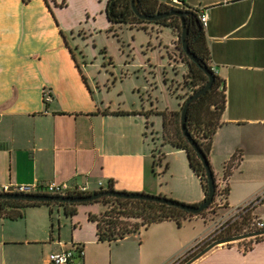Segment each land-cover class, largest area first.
<instances>
[{
    "label": "crops",
    "instance_id": "crops-1",
    "mask_svg": "<svg viewBox=\"0 0 264 264\" xmlns=\"http://www.w3.org/2000/svg\"><path fill=\"white\" fill-rule=\"evenodd\" d=\"M61 1L0 0V188L57 182L91 193L111 185L189 204L202 202L204 192L190 167L196 187L191 180L175 187L165 177L172 163L184 169L185 151L163 141L157 146L146 136V123L153 127V117L160 116L141 112L143 97L150 94L156 106L158 97L152 93L159 89L158 80L155 71L145 73L142 83L134 77H140V68H154L150 58L126 61L125 71L110 85L108 70L101 74L99 64L84 52L88 40L93 42L110 25L106 0H66L63 6ZM174 8L208 16L203 30L210 65L225 93L221 123L207 156L219 187L224 162L240 154L228 180L226 207L217 204L214 211L183 218L180 225L163 220L120 239L100 241L88 219V213L102 211L90 207L100 202L79 204L72 216L57 204L31 205L20 218L0 217V264H48L49 253L64 249L76 252L67 264H164L231 208L264 192V0H184ZM108 66L115 67L111 60ZM162 72L159 80L167 91ZM117 83L132 84L138 99L114 102L111 91ZM182 174L190 175L187 170ZM249 239L255 236L219 243L189 264H264V235L244 252L241 241Z\"/></svg>",
    "mask_w": 264,
    "mask_h": 264
},
{
    "label": "trees",
    "instance_id": "trees-1",
    "mask_svg": "<svg viewBox=\"0 0 264 264\" xmlns=\"http://www.w3.org/2000/svg\"><path fill=\"white\" fill-rule=\"evenodd\" d=\"M179 1L182 3L184 2V0ZM65 4L66 0H62L60 3L61 6ZM136 5L141 13L149 15L172 9V6L160 0H136ZM189 10L190 13L184 17L188 29L186 38L189 49L197 56V61L190 60L181 47H179V52L182 61L181 64L187 68V71L183 76L184 83L188 86L190 92L193 93L207 80V76L204 73L202 66H208V68L211 69V65L203 26L199 21L196 10ZM104 12L110 24L107 31H112L113 35H118L116 34L115 29L120 26L139 28L146 32H148L147 30L150 25L151 27L156 26L158 29L161 27H168L180 43L179 35L181 32V20L178 15L166 16L155 21L145 20L135 14L130 0H106ZM173 44L176 47L175 40ZM162 76L163 82L167 85L166 89L169 91L170 88L163 72ZM224 103L225 93L223 82L222 79L215 74L214 81L210 88L194 98L188 107L186 116L187 129L191 137L197 142L206 156H208L211 150L213 134L221 123L220 115L224 108ZM182 104L178 109H164L157 113V115L161 117L162 128L160 131V137L163 142H167L173 147L185 151L188 165L192 172L199 178L205 199L208 196L205 168L198 154L189 144L180 128V111ZM148 130L149 126L146 123L147 137L149 134ZM162 157L163 155L161 158ZM239 161L240 154L235 153L224 162L222 173L223 184L219 187L218 184L215 183V195L211 204L207 209L198 214H205L207 211H214L217 204H219L218 207H226V200L230 189L228 180L233 170L238 167ZM108 188L112 189L111 185H108ZM83 194L87 193L80 191L68 192V195ZM217 198L218 203L216 200ZM93 202H100L104 207L99 213H88V219L95 223L96 236L100 241L117 240L130 233L138 231L142 227H147L152 223L163 220H175L176 223L180 225L183 218L196 215L175 206L144 199L103 196ZM87 203L92 202H44L23 198H0V217L17 219L24 215L26 207L40 204L60 205L63 207L66 215L72 216L76 213L77 205ZM259 204L264 205V197ZM257 206L258 204L244 212L237 222L232 223L225 230L223 235L231 236L256 231L257 227L255 220L258 217L255 218L254 216L256 215L255 213H259L258 208L260 207ZM263 235L255 236V240L249 239L244 242L242 250L244 252L250 250L255 242L262 239Z\"/></svg>",
    "mask_w": 264,
    "mask_h": 264
},
{
    "label": "rangeland",
    "instance_id": "rangeland-1",
    "mask_svg": "<svg viewBox=\"0 0 264 264\" xmlns=\"http://www.w3.org/2000/svg\"><path fill=\"white\" fill-rule=\"evenodd\" d=\"M168 2L171 6H178L177 2ZM156 29L157 28L155 27L151 29L150 25L149 32H146L143 29L136 30L131 29L127 26H120L119 28L115 29V32L118 35H113L112 31L102 30L101 33L94 37L95 39L93 42L88 40L87 48H85L84 51L87 54L89 60H92L99 64L98 70L101 71V74L105 72V69L108 70L106 76L110 79V85L113 82L115 76H119L121 72L125 71L126 68L124 67V64L126 63V61H131L132 59H134V61L137 63L148 57L150 58L154 68H152V66L147 68V70H145V68H140L141 70L138 69L137 72L140 77H134L135 79L139 80L138 82L142 83L143 77L145 73L148 74V71L149 74L155 71L157 76L156 78L158 80L159 89L154 90V93H152L158 97V101L156 103L157 107L152 105L154 100H152L150 94L144 95V103L141 112L146 115H157L159 111H162L168 107L169 109L172 107H177L178 109L179 106L183 103V100L186 99L189 94H191L190 89L188 88V86H186L183 79L187 68L181 64L182 61L179 52L181 42L179 43L178 39L176 38V47L174 46V34L170 28L161 27L159 31ZM109 60H111L115 66L113 69L108 66ZM101 64H104L105 67L101 66ZM164 66H167V68L164 69ZM161 70H164V75L170 88L168 92L163 87H161L162 81L159 80ZM111 71H113L114 74H110ZM131 83L133 84V81ZM132 84L120 85L119 83H117L111 91V97L113 98V101L116 102L126 100L129 102L134 98L138 99V96L135 94L136 92L132 91ZM121 86L123 89L122 92H120ZM157 117L158 116L153 117L155 123L154 126L150 127L148 130V138L151 140V138L153 137L156 145L160 146V143H162L160 137L162 125L160 120L161 117ZM181 156L183 157V160L185 162L184 169L180 168L179 164L175 163L174 165L172 163V166H170L166 171L165 174H167V176L165 175V177L169 178V180H171L175 187L184 186L183 182H189L190 180L191 187H196L197 179L194 175H191L188 170L189 165L188 162H186V153H181ZM167 159L168 158L162 159V163L165 164ZM160 170H163V167ZM185 170H187L188 174H190L187 176V178H184L182 174ZM172 171H174L173 177L170 176V173ZM181 183L182 185H180ZM258 206H260L258 208L259 212L264 210L263 204H258ZM90 207L96 212L103 210L104 208L103 205L99 203L97 205H90ZM53 214L55 215L56 222V208H54ZM242 214H244V212H242L238 216V218L233 221V223L237 222ZM255 214V218L260 216L259 213ZM223 237L228 236H224L222 232L220 238ZM211 242L213 241L211 240ZM231 242L233 243L234 241ZM231 242H228L227 244ZM242 242L246 241H241V243ZM184 262L185 260L180 262L179 264H183Z\"/></svg>",
    "mask_w": 264,
    "mask_h": 264
},
{
    "label": "water",
    "instance_id": "water-1",
    "mask_svg": "<svg viewBox=\"0 0 264 264\" xmlns=\"http://www.w3.org/2000/svg\"><path fill=\"white\" fill-rule=\"evenodd\" d=\"M131 6L135 12L136 15H138L140 18H143L145 20H158L160 18L166 17V16H172V15H178L181 20V32H180V42H181V48L183 52L186 54V56L193 61H197V56L191 52V50L188 47L187 43V34L188 29L187 25L185 23V15H188L190 13L189 9H182V8H174L159 12L153 15L144 14L141 13L136 5V0H130ZM202 69L204 73L207 76L206 82L198 88L195 92L191 93L183 102L181 111H180V128L189 142V144L192 146V148L195 150V152L198 154L206 173L207 178V185H208V196L199 204H189L182 201H178L173 198H169L166 196L161 195H155V194H149L144 192H127L122 190H115V189H100L91 193L83 194V195H59V194H47V193H21V192H2L0 191V198H23L28 200H35V201H44V202H68V203H85V202H93L103 196H114V197H121V198H129V199H144V200H150V201H156L160 203H165L167 205L175 206L177 208H180L184 211H187L192 214H198L205 209L209 207L211 204L214 195H215V183L216 179L213 173V170L211 168V165L209 163V160L207 156L203 153L197 142L191 137L187 126H186V116L187 111L190 103L194 98H196L198 95L204 93L207 91L210 86L212 85L215 77L214 71H212L208 66H202ZM264 229L256 230L248 233H242L238 235L228 236L219 238L217 240H214L213 242L209 243L203 250H201L193 259L188 261L185 264L191 263L194 259L199 257L201 254L212 248L213 246L219 244V243H228L234 240H239L247 237H253L258 235H263Z\"/></svg>",
    "mask_w": 264,
    "mask_h": 264
},
{
    "label": "built area",
    "instance_id": "built-area-1",
    "mask_svg": "<svg viewBox=\"0 0 264 264\" xmlns=\"http://www.w3.org/2000/svg\"><path fill=\"white\" fill-rule=\"evenodd\" d=\"M170 2H177L179 0H169ZM181 3V2H180ZM199 21L201 25L206 26L208 16L205 12H202L198 15ZM212 69V67H211ZM213 70V69H212ZM214 71V70H213ZM44 98L46 101L51 99V95L49 92L44 91ZM2 192H21V193H47V194H59V195H68V192L72 191H80L84 192L85 187L79 188H70L66 183H57V182H49L46 184L39 183H8L3 184L0 188ZM264 197V192L261 194H257L254 197L250 198L248 201L237 205L230 209V211L225 214L222 218L214 223L212 228L207 231L204 235L200 236L194 242H192L185 250L175 255L173 258L168 260L164 264H179L180 262L186 260L191 254L196 252L202 246L209 244V242L217 240L220 238L222 232L228 228L234 220L238 218V216L242 212H246L248 209L253 206L259 204ZM257 230L264 229V214L260 215L256 220ZM76 252L73 249H64L60 251L51 252L47 256L48 264H67L70 262ZM77 254L79 256L83 255V249L78 248Z\"/></svg>",
    "mask_w": 264,
    "mask_h": 264
}]
</instances>
